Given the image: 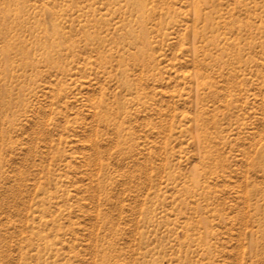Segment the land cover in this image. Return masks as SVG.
<instances>
[{"label": "rangeland", "instance_id": "374dc122", "mask_svg": "<svg viewBox=\"0 0 264 264\" xmlns=\"http://www.w3.org/2000/svg\"><path fill=\"white\" fill-rule=\"evenodd\" d=\"M0 0V264H264V0Z\"/></svg>", "mask_w": 264, "mask_h": 264}, {"label": "bare ground", "instance_id": "6f19581e", "mask_svg": "<svg viewBox=\"0 0 264 264\" xmlns=\"http://www.w3.org/2000/svg\"><path fill=\"white\" fill-rule=\"evenodd\" d=\"M132 1H134V4H135V2H137L138 9L144 13L145 5H144L143 0H132Z\"/></svg>", "mask_w": 264, "mask_h": 264}]
</instances>
